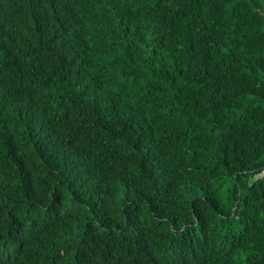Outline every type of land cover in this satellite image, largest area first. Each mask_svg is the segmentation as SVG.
I'll return each mask as SVG.
<instances>
[{
    "label": "trees",
    "instance_id": "16d2710c",
    "mask_svg": "<svg viewBox=\"0 0 264 264\" xmlns=\"http://www.w3.org/2000/svg\"><path fill=\"white\" fill-rule=\"evenodd\" d=\"M0 264H264V0H0Z\"/></svg>",
    "mask_w": 264,
    "mask_h": 264
}]
</instances>
